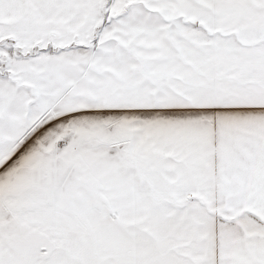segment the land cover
I'll return each instance as SVG.
<instances>
[{
    "label": "snow or ice",
    "instance_id": "snow-or-ice-1",
    "mask_svg": "<svg viewBox=\"0 0 264 264\" xmlns=\"http://www.w3.org/2000/svg\"><path fill=\"white\" fill-rule=\"evenodd\" d=\"M0 264H264V0H0Z\"/></svg>",
    "mask_w": 264,
    "mask_h": 264
}]
</instances>
